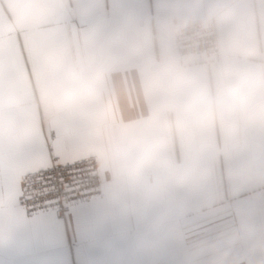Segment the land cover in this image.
Returning a JSON list of instances; mask_svg holds the SVG:
<instances>
[{"label":"crops","instance_id":"obj_1","mask_svg":"<svg viewBox=\"0 0 264 264\" xmlns=\"http://www.w3.org/2000/svg\"><path fill=\"white\" fill-rule=\"evenodd\" d=\"M201 19L220 56L183 60L177 30ZM77 69L102 99L58 107ZM242 72L264 77V0H0V264H264V124L174 135L181 100ZM153 138L166 153L122 179L114 155ZM88 156L103 197L24 212L28 172Z\"/></svg>","mask_w":264,"mask_h":264},{"label":"clouds","instance_id":"obj_2","mask_svg":"<svg viewBox=\"0 0 264 264\" xmlns=\"http://www.w3.org/2000/svg\"><path fill=\"white\" fill-rule=\"evenodd\" d=\"M52 87L54 102L61 108L96 103L103 96L102 86L79 69L55 79ZM209 119L224 125L264 124V77L254 72L236 73L225 77L211 92L184 98L174 113V135L182 137ZM167 149V140L153 138L141 155L131 150L114 155L113 168L127 179L139 165L163 156ZM172 172L175 175L179 169L174 167Z\"/></svg>","mask_w":264,"mask_h":264},{"label":"built area","instance_id":"obj_3","mask_svg":"<svg viewBox=\"0 0 264 264\" xmlns=\"http://www.w3.org/2000/svg\"><path fill=\"white\" fill-rule=\"evenodd\" d=\"M179 57L213 61L220 56L218 28L214 20H196L177 30ZM105 195L101 160L97 156L58 162L28 172L22 181L19 204L27 215L54 212L65 219L75 205Z\"/></svg>","mask_w":264,"mask_h":264}]
</instances>
